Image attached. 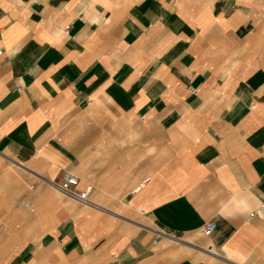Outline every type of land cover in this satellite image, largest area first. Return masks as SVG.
Here are the masks:
<instances>
[{"label":"crops","instance_id":"1","mask_svg":"<svg viewBox=\"0 0 264 264\" xmlns=\"http://www.w3.org/2000/svg\"><path fill=\"white\" fill-rule=\"evenodd\" d=\"M0 51V264H264V0H0Z\"/></svg>","mask_w":264,"mask_h":264},{"label":"built area","instance_id":"2","mask_svg":"<svg viewBox=\"0 0 264 264\" xmlns=\"http://www.w3.org/2000/svg\"><path fill=\"white\" fill-rule=\"evenodd\" d=\"M1 53V51H0ZM49 184L59 191L65 197L85 204L89 201L88 197L91 191V185L79 187V178L69 171H63L60 175V180L50 181ZM251 217H260L264 219V202L258 205L251 213ZM214 228V223L209 222L203 227L204 232H210Z\"/></svg>","mask_w":264,"mask_h":264},{"label":"rangeland","instance_id":"3","mask_svg":"<svg viewBox=\"0 0 264 264\" xmlns=\"http://www.w3.org/2000/svg\"><path fill=\"white\" fill-rule=\"evenodd\" d=\"M54 188V187H53ZM55 189V188H54ZM59 192V191H58ZM61 194V193H60ZM62 196H64V195H62ZM65 197V196H64ZM67 198V197H66ZM90 201V200H89ZM89 201L87 202V203H85V204H88L89 203ZM81 204V203H80Z\"/></svg>","mask_w":264,"mask_h":264},{"label":"bare ground","instance_id":"4","mask_svg":"<svg viewBox=\"0 0 264 264\" xmlns=\"http://www.w3.org/2000/svg\"><path fill=\"white\" fill-rule=\"evenodd\" d=\"M60 193V192H59Z\"/></svg>","mask_w":264,"mask_h":264}]
</instances>
